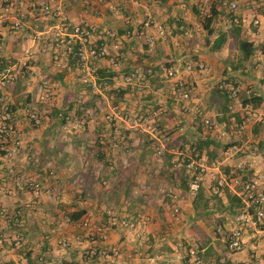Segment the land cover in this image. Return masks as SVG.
Instances as JSON below:
<instances>
[{
	"label": "crops",
	"instance_id": "0c3cea01",
	"mask_svg": "<svg viewBox=\"0 0 264 264\" xmlns=\"http://www.w3.org/2000/svg\"><path fill=\"white\" fill-rule=\"evenodd\" d=\"M64 3L70 23L91 24L98 41L109 43V32L121 40L117 49L111 48L108 55L95 60L99 75L110 76L130 70L145 73L147 82L142 90L132 93L131 86L132 90L128 88L121 99H116L119 105L138 112L162 107L170 116L169 119L164 116L167 127L172 125L170 120L174 116L187 119L186 130L179 126L170 134L167 152L182 143L186 146L187 139L204 131L197 129L193 116L184 114L182 108L185 104H196L211 121L227 131L226 140L211 132L219 146L213 157L205 153L207 161L221 154L226 142L233 141L238 150L224 154L222 163L235 166L250 158L253 164L249 171H264V122L255 135L252 128L259 119L248 120L241 129L228 128L227 106L236 105L237 100L228 96L226 101L214 87L218 78H224L211 73L217 66L225 71V67L247 65V76L232 79L240 86H249L260 97L254 108L263 107L264 54L260 45L264 39V20L257 27L234 26L230 30H219L207 45L197 42L191 45V36L203 28L195 21L198 18L188 8L187 1L64 0ZM147 13L156 20H174L172 30L159 34L152 27L143 28L141 22ZM189 22L194 24L190 26ZM126 30H130L128 36L124 35ZM222 32L225 33L224 41L214 47L213 39ZM145 35L151 36L150 45L145 43ZM177 36H181V40L187 38L186 44H177ZM238 37L251 41L253 48L249 59L241 63L237 55ZM20 46L22 50L18 53ZM42 46L43 37H31L26 27L7 34L0 46V65L14 70L11 81L0 82L1 95L15 121L16 132L10 137L18 136L21 140L12 156H6L10 142H0V176L3 177L0 181V236L3 238L0 264H235L236 260L247 258L250 252L247 246L232 251L223 241L224 231L230 226L225 215L233 212L237 205L227 200L225 189L218 193L219 207L211 199L208 211L194 214L191 198L184 197L178 200L179 218H170L171 202L155 188L159 184L172 183L183 192L181 167L174 166L173 162L170 164L171 160L164 155L156 162L151 153L152 144L145 134H141L140 142L133 146L134 131L128 127L125 117L106 121L98 112L86 116L82 108L93 106L94 99L80 80V68L62 50L46 52ZM230 48L235 50L234 55L229 53ZM25 54L31 58L22 65ZM232 56L235 61L231 62ZM197 60L205 62L210 75L183 72L189 97L179 100L169 90L164 68L181 67L187 61ZM28 69L32 71L31 77L24 74ZM41 73L46 74L45 87L50 91V97L44 101L35 99L38 85L42 83ZM212 76L213 84L209 89L204 88L201 81ZM158 87L161 90L157 91ZM110 95L107 92V100L112 103L115 99ZM74 99H80L79 108L72 105ZM26 102L34 103L43 111L38 126L24 119L22 106ZM55 108L65 111L68 126L64 131L60 128L62 121L55 117ZM236 115L240 117L241 111ZM99 136L105 138L104 143ZM112 140L118 142L114 149L108 146ZM125 156L127 164L122 163ZM46 161L50 162V168ZM154 167H158V174H153ZM216 174V170H208L203 176L205 193L209 194L207 187ZM21 175L39 180L43 187L41 193L34 195L20 185L17 176ZM141 182L149 185L144 195L135 191ZM79 210L83 213L76 220L67 219V213ZM83 221L100 226L101 231L88 232ZM247 237L258 247V253L264 252V240ZM61 240L65 243L61 244ZM191 246L197 250L198 262L187 254ZM251 260L255 261L251 264H264V257Z\"/></svg>",
	"mask_w": 264,
	"mask_h": 264
},
{
	"label": "built area",
	"instance_id": "2783aa9c",
	"mask_svg": "<svg viewBox=\"0 0 264 264\" xmlns=\"http://www.w3.org/2000/svg\"><path fill=\"white\" fill-rule=\"evenodd\" d=\"M138 1V0H134ZM190 3V9L201 21L206 16L212 15V21L209 23V36L216 34L219 30H230L234 26L257 27L264 20V0H178ZM46 20V21H45ZM143 28H154L159 34L170 32L173 24L166 21L156 20L151 14L147 13L142 20ZM23 27L28 29L31 37H43V51L50 52L62 50L70 56L76 65L80 68V80L89 87V94L93 95V106H84L82 108L86 116H91L95 112L101 114L104 120L110 121L116 117H125L128 127L134 131L131 140L134 145H138L141 140V134H145L147 140L152 144V156L156 162H160L163 152L166 150V143L170 141V135L166 133L163 125H159L157 119L164 113L161 107L152 108L145 112H138L131 109H124L119 104L108 102V90L118 91L119 88L130 85L136 91H140L146 84L147 78L142 70H130L122 74L99 75L96 72L94 62L96 59L109 54L111 48L117 49L120 39L115 34L109 32L111 41H98L93 33L94 27L86 22L70 23L65 15L64 0H0V46L4 37L9 33L20 31ZM130 30H126L124 35L128 36ZM145 43H152L151 36L144 37ZM261 53L264 54V39L260 45ZM27 54V53H26ZM25 54V55H26ZM25 57V56H24ZM31 56L26 55L22 60V65H26ZM12 69L3 67L0 70V82L7 83L14 76ZM183 72H196L198 74L208 75L209 67L200 60L194 62H185L181 67L169 65L164 68V76L169 80V90L179 100H185L189 97V88ZM27 77H31L30 69L24 71ZM46 74H40L42 83L38 85L35 92V99L38 101L47 100L50 97V91L45 87ZM215 86L229 96L236 98V105L228 104L227 127L241 129L246 122L251 119L264 118V106L254 108L248 102H242L238 99L241 93L246 95L252 93L249 86H240L227 80L220 79L216 81ZM157 91L161 87L156 88ZM80 102V99L77 100ZM183 110L193 117H198L202 127L216 132L218 137H225L227 131L217 122L210 120L198 105H183ZM241 111L240 117L236 119L235 114ZM42 110H38L32 102H26L22 106V115L33 126L41 123ZM61 116V113L58 112ZM66 118V117H65ZM68 124L63 120L60 124L62 131L66 130ZM16 132L15 121L11 116V111L4 97L0 92V142H10L6 149V156H12L20 147V138L18 136L10 137ZM101 143L105 138L98 137ZM110 149L118 146V142L112 140L108 144ZM176 153L173 160L174 166H182L184 173L188 177V185L183 192L176 189L172 183L159 184L155 190L167 197L171 204L169 205V217L173 220L179 218L180 208L178 200L184 197L191 198L198 190L203 176L208 170H216V176L210 185L212 193H220L224 189L237 197L238 202L233 212H228L225 217L229 219L230 226L225 229L223 241L225 246L232 251L248 247L250 252L247 258L236 260L235 264H251L259 257H264V252H257V246L253 245L248 235L264 240V171L252 170L253 161L245 158L235 168L241 170L228 177L221 169L220 164L224 154H231L238 150V146L233 141L226 142L221 154L207 161L206 157H196L188 152L178 148L171 149ZM133 151V150H129ZM122 163L127 164V157L122 158ZM50 168V162H45ZM153 174H158V167L152 169ZM50 172V169L49 171ZM3 177L0 176V181ZM20 185L25 186L32 194L38 195L42 191V184L39 180L30 176H17ZM135 191L144 195L149 191V185L145 182L137 184ZM0 214L2 212L0 211ZM146 219V217H144ZM83 227L90 233L100 232L101 227L82 222ZM132 225V223H129ZM61 244L65 241L61 240ZM3 244V238L0 236V249ZM187 254L193 257V261L198 262L199 257L194 246L187 248Z\"/></svg>",
	"mask_w": 264,
	"mask_h": 264
},
{
	"label": "trees",
	"instance_id": "16d2710c",
	"mask_svg": "<svg viewBox=\"0 0 264 264\" xmlns=\"http://www.w3.org/2000/svg\"><path fill=\"white\" fill-rule=\"evenodd\" d=\"M212 15L206 16L204 18V20L202 21V26L206 29L209 30V23L212 21ZM170 23L174 22V20H169ZM238 29H236L237 31ZM225 39V33H219L217 35V37H215V39H213V46L214 47H218L221 45V43L224 41ZM237 55H238V62L241 63L243 60H247L249 59V57L251 56L252 52H253V48H252V43L249 40H246L244 38H237ZM0 63L2 64V61H0ZM3 67V65H0V69ZM224 80H229L231 81V83L236 84L234 82V80L230 77L228 78H224ZM85 84V83H84ZM87 85V84H86ZM130 85H126L125 87H121L119 88L118 91L115 90H109L108 93H112L115 101H112V103L114 104H119L118 101H116V99H121L123 97V94L127 91L128 88H130ZM215 89L217 91H219L225 98L226 101L228 99V94L221 91L220 89H218L216 86H214ZM87 89H89V87L87 86ZM233 97V96H232ZM238 99L242 102H248L251 106H256V104L260 101V97L258 95H256L254 93V91L248 95H246L245 93H241L238 96ZM72 105L75 106L76 108H79L81 101L78 102L76 99H74L72 102ZM69 106L66 107V109H68ZM223 108H226V104H224ZM58 112L61 113V116L58 115ZM64 110H59L57 108H55V117L59 118L60 121L66 120L65 116L66 114L64 113ZM227 117V116H226ZM236 119L238 118V116L235 114ZM194 119V123L197 125V129L199 131H201L202 124L201 121L198 117H193ZM222 119V118H221ZM226 120H228V117ZM158 121V119H157ZM264 122V118L259 119L258 121L255 122L253 128H252V132L255 135L259 129V127L262 125V123ZM159 123V121H158ZM159 125H162L161 123H159ZM201 127V128H200ZM166 129V128H165ZM204 131L203 132H198L196 133L195 136L191 137V139H187L186 142V146L182 144H180V146H177L176 148L183 150L184 152H188L191 155H195L196 157L200 156V157H206L205 153H208L209 156L213 157L215 154V151L217 149V147L219 146V143H217L216 139L213 138V136L211 135V131L207 130L205 128H203ZM173 131L170 130L168 131V129L166 130V133L168 135H170ZM1 153V152H0ZM4 153V152H2ZM164 158L171 160L170 164L173 162L175 156H177L176 153H172V152H167L166 150L163 152ZM216 157V156H215ZM220 169L228 176H233L236 173H241V170L238 168H235L232 165H228L226 162H223L222 164H220ZM181 177H180V185L181 187L186 188L188 185V177L187 175L184 173V169L181 166ZM203 186H202V182L198 188V190L195 192V194L191 197V208L194 214H200V213H205L206 211H208L211 208V205L209 204V201L211 199L214 200V202L216 203V206H220V200H219V195L216 193H212L210 191V186H208V191L209 194L205 193L203 191ZM226 198L228 201L231 202H238V199L236 196L230 194L228 191L224 190ZM83 213L82 210L79 211H71L69 213L66 214L67 219L69 220H76L81 214Z\"/></svg>",
	"mask_w": 264,
	"mask_h": 264
},
{
	"label": "rangeland",
	"instance_id": "374dc122",
	"mask_svg": "<svg viewBox=\"0 0 264 264\" xmlns=\"http://www.w3.org/2000/svg\"><path fill=\"white\" fill-rule=\"evenodd\" d=\"M188 8L190 9V4L188 5ZM193 21H194V19H193ZM195 21H197V24H198V26L199 27H201V28H203V29H199V32L200 33H198V34H195V36H191V40H189V41H191V45H193L195 42H197L198 44H201V45H207V43H210L211 42V40H212V38L214 37L213 35H211V36H209V34H208V32L206 31V28H204L203 26H202V23H201V21L199 20V19H197V20H195ZM189 24H190V26L191 25H193L194 23L192 22H189ZM181 36H177V44H179L180 45V42H183V44H186L185 42L188 40L187 38L184 40V38H183V40H181ZM22 50V46H20V47H18V53L20 52ZM207 53V52H206ZM209 53V52H208ZM229 53L231 54L232 53V55H234L235 54V50H231V48L229 49ZM234 56H232V58L230 59V61L232 62V61H235L234 59ZM204 61H206L205 59H203ZM187 62H190V61H187ZM205 63V62H204ZM221 68L219 67V66H217V68H215V72H211L212 74H214V76L215 75H218V77H222V78H228V77H230V78H233V79H236V78H238L239 77V75L240 76H247V74H249V69H248V66L247 65H240V66H237V67H234V68H227V67H225V71H222V70H220ZM12 72H14V70H11ZM210 71V70H209ZM224 72V73H223ZM210 73V72H209ZM211 74V75H212ZM210 74H208V75H203V76H209ZM213 76H212V78H206V80L204 79L203 81H201L202 83V85H204V88L205 87H207V89H209L210 88V84H213ZM218 80H220V78H218ZM217 80V81H218ZM229 81V80H228ZM229 82H231V81H229ZM215 84V83H214ZM238 85V84H237ZM131 89V88H130ZM132 90V89H131ZM142 90V89H141ZM161 90V89H160ZM109 91V90H108ZM135 91V89H133L132 91H130V92H132V93H135L134 92ZM109 94H111V95H113L112 93H109ZM110 95V96H111ZM121 106V105H120ZM162 108V107H161ZM165 113V114H164ZM164 113L163 114H161L160 116H161V118H159L158 119V121H159V123H161L165 128H166V130L171 126H174L173 127V129H172V131H174V129L175 128H177V127H179V126H181L183 129L185 128V130L187 129V126H188V121H187V119L186 118H184V117H181V116H179V115H177V116H174V117H172L171 118V120L170 121H172L173 123H172V125H169V127H167L166 125H165V123L167 122H165L164 120H165V118H170V116H169V114H167L166 115V111H164ZM187 112L185 111L184 112V114H186ZM164 116H166L165 118H164ZM191 116V115H190ZM182 118V119H181ZM175 121H176V123H175ZM222 139H224V140H226V137H223ZM179 146V145H178ZM258 151H259V149H258ZM257 152V151H256ZM215 174V172H213V175ZM212 174L211 175H209L210 177L209 178H212V176H213Z\"/></svg>",
	"mask_w": 264,
	"mask_h": 264
}]
</instances>
